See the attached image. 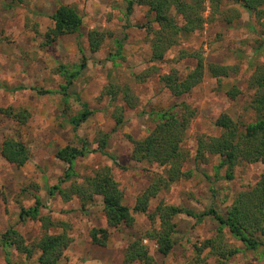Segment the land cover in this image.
<instances>
[{"label": "rangeland", "instance_id": "rangeland-1", "mask_svg": "<svg viewBox=\"0 0 264 264\" xmlns=\"http://www.w3.org/2000/svg\"><path fill=\"white\" fill-rule=\"evenodd\" d=\"M9 3L0 0V150L3 140H20L29 156L24 164L16 165L0 155V264H37V251L27 257L14 246L2 244L1 233L10 226L29 246L43 233L67 234L70 243L57 264H120L130 240L166 221L175 224L170 252L159 254L154 241L144 238L149 253L158 264H184L192 259L194 246L214 236L218 226L211 216H198L210 208L224 215L235 194L251 187L264 170L260 162L239 163L232 177L227 178L225 167L217 168V155H196L198 137L219 133L214 122L220 113L229 114L239 126L255 120L249 108L253 91L247 81L264 62V18L256 19L241 5L230 4L238 16L228 23L210 17L206 8L202 28L182 37L161 61L154 62L149 56L156 25L141 4L134 3L128 10L127 0H23L18 6ZM60 4L74 7L82 23L78 32L49 41L46 32L53 26L52 14ZM90 30L101 32L103 40L89 41ZM116 40H122L117 56ZM182 51L188 54L181 56ZM193 53H200L206 63L229 66V73L215 78L206 72L188 93L175 97L159 76L170 68L185 75L195 64ZM81 62L84 67L63 89L64 68L74 70ZM110 82L129 86L136 100L134 107L124 105L123 123L117 128L111 112L122 101L119 97L112 101L105 94ZM232 86L238 88L233 99L227 95ZM180 101L194 109L181 142L186 156L180 164L182 174L160 189L145 211L133 213L132 226H107L100 196L82 203L76 195L64 199L51 189L59 183L67 190L73 182L81 183L85 177L106 170L118 183L123 204L132 208L149 180L156 174L166 177L170 167L131 159L130 138L146 135L155 123L154 112ZM83 103L91 113L74 132L70 118ZM9 108L22 111L25 120L4 113ZM100 132L107 134L108 154L88 151L75 159L70 179L60 181L67 164L56 157L57 149L66 144L80 146L79 139H84L90 150L95 149ZM169 206L177 211H169ZM35 207V217L20 216L21 211ZM92 228H107L105 245L92 242ZM222 232L224 241L236 247L237 253L218 258L204 250L200 264H264V234L256 232L254 237L260 245L248 249L226 227Z\"/></svg>", "mask_w": 264, "mask_h": 264}, {"label": "trees", "instance_id": "trees-1", "mask_svg": "<svg viewBox=\"0 0 264 264\" xmlns=\"http://www.w3.org/2000/svg\"><path fill=\"white\" fill-rule=\"evenodd\" d=\"M23 0H10V6H18ZM134 3L141 4L147 8L151 20L156 28L150 40V61H161L165 53L179 40L202 28L205 22L203 15L206 8L210 17H217L225 22H232L238 16L237 9L230 4H238L255 14L256 19L264 18V0H127V9L130 10ZM229 4V5H227ZM208 16V17H209ZM53 26L46 32L49 41L59 36L73 34L79 31L82 23L81 16L74 7L60 4L52 14ZM88 40L99 43L103 40V34L97 30H90L87 34ZM116 56L120 55L122 40H116ZM82 53V48H79ZM188 53L181 52V56ZM195 59L193 68L185 75L178 74L175 68H170L166 73L159 76L160 82L175 97L188 93L197 85L207 72L210 76L219 78L229 73V66L216 63H206L200 53L191 54ZM84 60V56L82 55ZM84 62L74 70L64 68L65 83L63 89L68 87L72 79L76 77ZM144 73L142 76H145ZM137 77H141L138 75ZM248 87L253 94L249 102V108L255 114V120L239 126L226 112L220 113L214 124L218 127L219 133L211 136H200L197 138V157H204L205 154L217 155L219 167H225V176L232 177L233 168L239 163L260 162L264 165V62L259 64L247 81ZM18 89V88H15ZM110 100L114 101L119 97L121 104L113 106L111 117L114 120V127L122 125L124 110L127 107H134L135 101L130 87L110 82L104 89ZM238 88L232 86L227 90L230 98H235ZM64 96L67 93L64 92ZM124 103V104H123ZM8 116L25 120V115L20 112H13L10 108L4 110ZM91 110L86 103L81 105L80 111L70 118L72 130L76 132L79 125L89 116ZM194 115V109L187 103L180 101L171 108L154 112L155 123L153 127L140 138H130L131 159L141 162L157 163L161 166H169L170 170L165 177L155 175L148 185L136 197L132 208L123 204V193L118 183L106 170L96 173L94 176H87L81 183H72L67 190L60 188L59 183L52 186L64 199L76 195L82 203L88 202L94 196H100L102 200L103 213L107 226L120 227L132 226L134 224V212H143L147 209L149 200L154 197L160 189L167 187L169 182L178 178L182 172L180 164L185 159V152L181 148L190 119ZM80 146L66 144L57 149L55 155L58 159L67 164L64 176L60 181L70 179L73 175V163L76 158L84 156L88 151H99L108 154L105 150L107 145V134L100 132L97 136V147L89 149L86 141L78 140ZM0 155L8 162L22 165L28 159V151L20 140L5 139L2 142ZM113 158V156H111ZM51 190V191H52ZM169 211L175 213L177 208L169 206ZM37 208H31L20 212V216L31 215L35 217ZM190 213V212H189ZM202 216H211L218 226L216 234L202 240L194 246L195 255L184 264H200L201 253L207 250L208 254L216 255L218 258H228L235 255L238 249L224 241L222 229L227 228L229 234L240 240L246 248L255 249L260 242L254 237L256 232L264 234V170L260 173L255 183L233 197L224 215L219 214L215 209L201 213ZM174 223L166 221L160 227L148 229L141 236L130 240L126 245L120 264H158L149 253L148 246L143 242L144 238L153 240L156 251L161 255L170 252L173 246L172 233ZM92 242L98 245H105L108 238L107 228H92L90 230ZM1 241L4 246L14 248L31 257L35 251L38 252L37 264H57L62 257L63 251L70 243V238L64 232L57 234L43 233L33 245H27L22 235L13 227L6 228L1 233Z\"/></svg>", "mask_w": 264, "mask_h": 264}]
</instances>
